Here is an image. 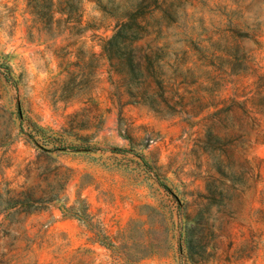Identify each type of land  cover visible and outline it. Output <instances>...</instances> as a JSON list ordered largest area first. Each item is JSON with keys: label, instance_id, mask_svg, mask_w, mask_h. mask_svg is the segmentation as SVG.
Wrapping results in <instances>:
<instances>
[{"label": "rangeland", "instance_id": "1", "mask_svg": "<svg viewBox=\"0 0 264 264\" xmlns=\"http://www.w3.org/2000/svg\"><path fill=\"white\" fill-rule=\"evenodd\" d=\"M68 252L264 264V0H0V264Z\"/></svg>", "mask_w": 264, "mask_h": 264}, {"label": "crops", "instance_id": "2", "mask_svg": "<svg viewBox=\"0 0 264 264\" xmlns=\"http://www.w3.org/2000/svg\"><path fill=\"white\" fill-rule=\"evenodd\" d=\"M65 255H67V256L69 257L70 253L68 252V253L63 254V255L60 257V259H59L60 261H59V260H58L59 262H56V261H55L54 264H67V263L64 262V260L67 258V256H65ZM62 259H64V260H62ZM62 261H63V262H62Z\"/></svg>", "mask_w": 264, "mask_h": 264}, {"label": "trees", "instance_id": "3", "mask_svg": "<svg viewBox=\"0 0 264 264\" xmlns=\"http://www.w3.org/2000/svg\"><path fill=\"white\" fill-rule=\"evenodd\" d=\"M19 205H26L25 200H18ZM191 247H192V242H191Z\"/></svg>", "mask_w": 264, "mask_h": 264}]
</instances>
